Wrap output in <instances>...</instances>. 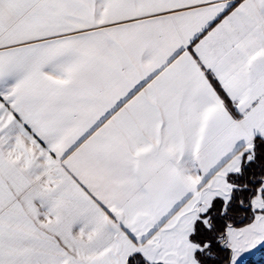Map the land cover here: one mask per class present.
Here are the masks:
<instances>
[{"label":"snow or ice","instance_id":"6c2138e0","mask_svg":"<svg viewBox=\"0 0 264 264\" xmlns=\"http://www.w3.org/2000/svg\"><path fill=\"white\" fill-rule=\"evenodd\" d=\"M0 264H264V0H0Z\"/></svg>","mask_w":264,"mask_h":264}]
</instances>
